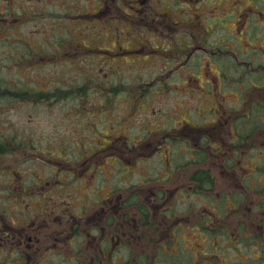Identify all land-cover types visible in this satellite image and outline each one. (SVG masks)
Segmentation results:
<instances>
[{
  "label": "rangeland",
  "instance_id": "1",
  "mask_svg": "<svg viewBox=\"0 0 264 264\" xmlns=\"http://www.w3.org/2000/svg\"><path fill=\"white\" fill-rule=\"evenodd\" d=\"M140 1L0 0V87H4L0 89V142L11 148L0 155V230H6V224L19 226L25 219L23 203L10 192L13 184L20 181V176H54V172L49 170L54 167L41 165L42 160L51 159L54 153L60 154L51 160L61 163L59 172L64 182L73 181L65 174L66 171L87 170L91 164L94 166L93 175H96L104 168L108 170L115 161L112 154L117 150L113 144L115 140H121L124 148L118 153L122 157L127 154L126 162L131 160V164L121 167V174L126 176L124 168L130 167L128 173L133 178V185L143 183L139 189L133 188V194H140L141 200L138 198L137 201L146 205L151 198V186L142 179L148 176L149 171L148 163L144 162L153 157L150 165L160 168L162 161L149 145L151 140L156 144L160 139L152 131L157 132L160 125L171 119L179 122L194 118L198 108L204 111L211 106L217 108L213 94L206 93V89L201 91V84L216 80L214 63L209 71L206 62H212L211 58L199 51L193 54V50L198 43L204 44L208 52L215 50L216 44L224 48L226 41L223 40V44L221 38H231L228 32L231 28L233 36H238L234 29L242 27V20L236 24L225 21L224 28L214 20L237 11L247 3L243 0H206L202 3L193 0L184 6L178 0ZM130 3L133 16H130ZM179 26L184 27L180 29ZM206 29L209 34L204 43L201 40ZM250 31L256 33L260 40L264 38L262 22L251 24ZM183 45L185 54L180 57L176 52ZM231 45L238 61L251 58L250 54L241 51L245 46L243 36H239V41H231ZM233 65L237 68L229 71L230 86L223 89L229 102L227 107L235 112L243 108L244 112L254 114V111H249L251 103L257 98L263 99L264 89L254 88L245 95L247 99L244 96V101L242 98L238 100V95L241 96L239 90H244L246 84L239 87L234 80L244 79L246 69L237 62ZM214 85L209 87L206 84L207 90L212 91ZM18 92H21L20 96ZM260 112L263 113V122L264 109ZM252 133L255 140L264 135L262 131L260 135ZM101 146L106 147L89 160L87 153L93 149L95 152ZM131 146L135 148L133 152L129 151ZM219 151L225 157L230 153L221 148ZM100 153L104 157L98 155ZM160 153L165 155V151ZM171 153L180 155L176 147L171 149ZM232 157L239 169L236 173L231 170V175L247 179L241 187L238 184L233 188L226 186L223 182L230 174L218 167L220 195L225 191L232 195L233 189L234 196L243 193V196L261 198L255 193L260 186L256 181L264 176V149L234 148ZM140 158L144 161H139ZM69 160L72 162L67 163ZM241 166L246 170L240 169ZM160 171L164 177L163 169ZM91 184L92 178L84 176L83 183H74L73 195L70 192L55 195V203L63 205L50 215L49 220L65 211L75 214L81 199H88L87 216H91L98 210L94 204L96 199L87 197L86 189ZM235 190L242 193L237 194ZM29 203L32 213L41 211L39 207H33L39 202ZM182 205L177 207L179 212L183 210ZM250 205L235 204L243 210L239 217L247 218V206ZM225 206L226 209H235L228 202ZM185 207L187 215L188 207ZM162 208V205L158 207V213ZM226 211L221 209L219 216L224 217ZM157 219L161 220V215ZM237 219H233L235 223ZM171 221L177 223L180 220L174 217ZM184 223L185 219L181 218V224ZM196 233L184 229L178 238L186 241L188 247H194L191 237ZM226 235L225 232L224 237H218V241L223 249L229 247L231 250L221 257L230 259L233 264H242L251 254L257 256L255 249L252 252L246 243H235L233 236L228 241ZM0 236V264H79L66 261L62 256L57 258L50 244H44L49 251L39 255L38 260L33 255L23 259L22 249H17L16 244L12 245L6 237L2 239ZM5 240L9 244H3ZM199 240L200 251L203 252L209 245V237L203 235ZM207 250L214 253V249ZM188 251L183 247L172 255H177L181 263L190 264L193 251L191 254Z\"/></svg>",
  "mask_w": 264,
  "mask_h": 264
},
{
  "label": "flooded vegetation",
  "instance_id": "2",
  "mask_svg": "<svg viewBox=\"0 0 264 264\" xmlns=\"http://www.w3.org/2000/svg\"><path fill=\"white\" fill-rule=\"evenodd\" d=\"M187 1L193 0H178L184 6ZM199 1L202 3L206 0ZM243 1L247 3L246 6H241L237 11L227 13L221 19L214 20L219 23L221 28H224L225 21L236 24L242 20V27L234 29L238 36H233V28H231V31H228L231 38H221L223 44H225L223 40L226 41L224 48H220L216 44L215 50L211 49L208 52L204 44L198 43L193 50V54L199 51L211 58L212 62H206L209 71L211 64L214 63L212 67L216 80H208L201 84L203 88L201 91L206 89V93L213 94L217 108L211 106L208 111L198 108L199 111L196 112L194 118L179 122L171 119L160 125L157 132L152 131V134L159 135L160 139L156 144L151 140L149 145L152 152L156 153V157H160L162 161L160 168L150 165L153 157L144 162L148 163L149 171L147 172L148 176L142 179L151 186L149 193L151 198L147 200L146 205L137 201L138 198L141 200L140 194H133V188L139 189L143 183L133 185V178L129 177L130 173H128L130 167L124 168L126 176L123 177L121 174V167L131 164V160L125 161L127 154L122 157L118 153L124 150L121 140L113 142L117 150L112 153L115 161H113L111 169L105 170L104 168L103 171H98L96 175H93L94 166L91 164L87 170L82 168L80 171H66L65 174L70 176V179L73 180L72 183L62 180L59 172L61 163L56 164L55 160H51L57 159L56 157H59L60 154L54 153L50 156L51 159L42 160L43 164H41L43 167H54L49 169L54 172V176L38 175L32 178L20 176V181L14 183L10 189L11 194L16 198L19 197L20 202L23 203V209H26L25 219L19 226L6 224V230H0V234L2 239L6 237L11 241L10 244H16L19 247L17 249H22L21 258H30L33 255L37 257L34 259L38 260L39 255L44 251H49V248L47 249L44 244H50V249L54 251L57 258L62 256L71 263L183 264L177 255L173 256L172 254L184 247L189 250L188 254L193 251V256L189 258L190 264H233L229 262L230 259L221 257L225 252L231 250L229 247L223 249L222 243L218 241V237H224L226 232L228 241L233 236L235 243L244 242L252 252V249L257 251L256 257L251 254L250 258L243 261L242 264H264V176L256 181L260 186L255 194L261 198L243 196L239 190L234 192L242 193V195L234 196L233 189L232 195L225 191L221 197L218 192L220 181L216 173L218 167L225 169L230 176L225 178L223 184L231 188L237 184L241 187L247 178H236L230 173L231 170L236 173V169H239L233 163L234 148L264 149V141H262L264 135H260V131L264 132L263 113L260 112L264 109L262 103L264 97L263 99L257 98L254 103H251L253 105L249 111H254V114L244 112L243 108L235 112L234 109L227 107L229 102H227L226 92L223 90L230 86L229 71H234L237 68L233 62H237L238 65H242L246 69L244 79L234 80L239 87L246 84L244 90L243 88L239 90L241 96L238 95V100L242 98L244 101V96L254 88L262 87L264 89V38L260 40V37L255 35L256 33L249 32L251 24L256 25L257 21L264 24V0ZM131 2L133 3V0ZM140 3L143 1L141 0ZM129 10L132 12L130 16H133L131 3ZM131 19L133 22V17ZM176 24L179 25V23ZM183 27L179 26L180 29ZM248 33L249 36L246 37ZM208 34L209 31L206 29L202 42L206 43ZM239 36H243L245 42L241 51L251 55L249 60L238 61L236 55L233 54L231 41L234 39L239 41ZM257 44L258 47H255ZM182 47L178 48V52H176L180 57L185 54L184 45ZM182 65H185V61L182 62ZM197 78L199 79V77ZM241 83L244 84L241 85ZM206 84H209V87L215 84L213 90L208 91ZM245 99H247L246 96ZM244 107L246 108L245 105ZM210 111L212 113H209ZM252 132L258 133L262 137L259 136L260 138L255 140ZM105 147L101 146L97 151L94 152L93 149L87 153L89 160L92 159L91 156L104 150ZM174 147L179 153L182 152V148L184 151L178 156L171 153V149ZM220 148L230 152L227 157L219 151ZM35 149L37 148L35 147ZM133 149L135 148L131 146L129 151L133 152ZM164 151L165 155H162L160 152ZM98 155L104 157L101 153ZM116 157L120 159H116ZM130 157L133 159L132 156ZM138 160L144 161L143 158ZM66 162L70 163L72 160ZM87 162L89 161L87 160ZM134 162L137 163L136 160ZM153 167L154 169H152ZM160 169H163L164 177H162ZM240 169L246 170L242 166ZM84 176L86 179L87 176L92 178V184L86 191H88L89 199L92 197L96 199L94 203L98 209L95 211L96 213L87 216L88 199H81V203L77 205L79 210L75 214L65 211L62 214H55L59 217L56 216L49 220L50 215L63 205L56 204L54 196L64 192H70L73 195L74 183H83ZM29 179L30 181L27 183ZM30 184L32 186H29ZM237 197L240 198L239 201ZM29 201L39 202L33 207H39L41 211L32 213ZM185 202L190 204H185ZM225 202H228L231 208L234 206L235 209H226ZM181 203L184 204L182 205L183 210L179 212L177 207ZM234 203L237 205L251 204L247 206V218L239 217L243 210L239 206H235ZM161 205L163 206L162 211L158 213L157 209ZM185 205L188 207L187 215L185 214ZM221 209L227 210L224 217L219 216ZM47 213L49 215H46ZM160 215L161 220L157 219ZM174 217L180 221L177 223V220L171 221ZM181 218L185 219L184 224H181ZM235 218H238L236 223ZM184 229L197 232L191 237L194 240V247H188L186 241L178 238V234ZM218 230L222 231L218 234ZM229 232L231 233L229 234ZM203 235L209 237L210 242L207 249H214V253H210L206 248L202 250L203 252L200 251L202 248L199 239ZM8 240H5L6 243L3 244H9ZM171 249H175V251L172 252Z\"/></svg>",
  "mask_w": 264,
  "mask_h": 264
},
{
  "label": "trees",
  "instance_id": "3",
  "mask_svg": "<svg viewBox=\"0 0 264 264\" xmlns=\"http://www.w3.org/2000/svg\"><path fill=\"white\" fill-rule=\"evenodd\" d=\"M0 85H1V82H0ZM7 85V84H6ZM7 87V86H6ZM4 87H0V89H3ZM8 89V87L6 88ZM13 93V94H16L14 92H10V94ZM27 93V92H26ZM21 92H18V96H20ZM23 95H24V92H23ZM2 142H0V155H3L5 152H7L8 150H11V148H8L6 147L5 145L6 144H1Z\"/></svg>",
  "mask_w": 264,
  "mask_h": 264
}]
</instances>
